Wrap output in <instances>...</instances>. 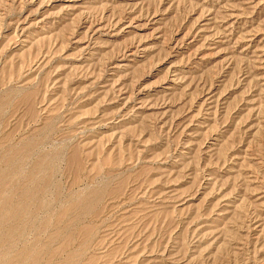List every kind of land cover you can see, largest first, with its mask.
Wrapping results in <instances>:
<instances>
[{"label":"rangeland","instance_id":"374dc122","mask_svg":"<svg viewBox=\"0 0 264 264\" xmlns=\"http://www.w3.org/2000/svg\"><path fill=\"white\" fill-rule=\"evenodd\" d=\"M0 264H264V0H0Z\"/></svg>","mask_w":264,"mask_h":264}]
</instances>
